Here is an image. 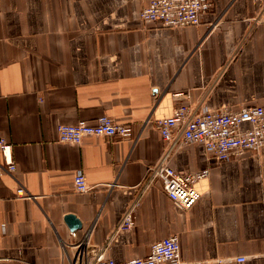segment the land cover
I'll list each match as a JSON object with an SVG mask.
<instances>
[{"label":"crops","instance_id":"crops-1","mask_svg":"<svg viewBox=\"0 0 264 264\" xmlns=\"http://www.w3.org/2000/svg\"><path fill=\"white\" fill-rule=\"evenodd\" d=\"M211 2L199 26L164 28L139 19L148 0H0V138L15 164L0 170V264L124 262L170 236L179 264H264V148L219 160L179 139L173 170H207L187 211L143 183L165 149L156 122L179 103L194 113L264 107V0ZM101 116L132 135L56 141L58 124ZM79 170L86 193L74 191Z\"/></svg>","mask_w":264,"mask_h":264},{"label":"built area","instance_id":"built-area-1","mask_svg":"<svg viewBox=\"0 0 264 264\" xmlns=\"http://www.w3.org/2000/svg\"><path fill=\"white\" fill-rule=\"evenodd\" d=\"M212 8L211 0H148L147 5L139 12L142 22L152 23L164 28L196 27L202 17ZM175 99L187 98L186 92H175ZM247 125V129H242ZM165 149L160 159L151 166L145 175L144 184L159 183L167 198L183 211L191 209L199 200V193L194 184L207 176V170L193 172L186 176L178 175L169 165L173 146L182 140L183 143L199 144L219 160L241 157L247 153H257L264 148V107L247 106L238 110L208 111L194 113L189 106L179 103L173 114L156 122ZM56 141L63 144L79 145L88 137L129 138L132 135L130 126L116 123L107 116L99 117L93 123L80 121L76 124L56 126ZM0 154L3 168L8 173L15 172L11 145L0 138ZM76 193H86L89 187L81 170L73 178ZM18 198H29L23 190L17 188ZM134 224L131 211L121 221V227L130 229ZM242 263L243 258H237ZM180 246L177 237L170 236L154 242L148 255L124 262L105 258L102 254L95 256L92 264H179Z\"/></svg>","mask_w":264,"mask_h":264},{"label":"water","instance_id":"water-1","mask_svg":"<svg viewBox=\"0 0 264 264\" xmlns=\"http://www.w3.org/2000/svg\"><path fill=\"white\" fill-rule=\"evenodd\" d=\"M64 223L67 225L68 229L72 232L81 229V222L73 215H67L64 217Z\"/></svg>","mask_w":264,"mask_h":264}]
</instances>
